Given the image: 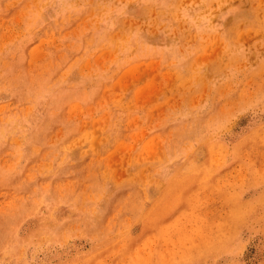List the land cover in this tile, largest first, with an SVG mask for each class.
<instances>
[{
	"label": "rangeland",
	"instance_id": "rangeland-1",
	"mask_svg": "<svg viewBox=\"0 0 264 264\" xmlns=\"http://www.w3.org/2000/svg\"><path fill=\"white\" fill-rule=\"evenodd\" d=\"M0 264H264V0H0Z\"/></svg>",
	"mask_w": 264,
	"mask_h": 264
}]
</instances>
